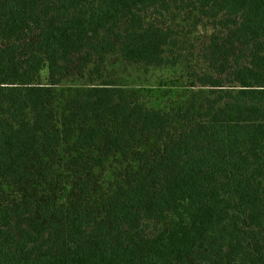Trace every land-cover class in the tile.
<instances>
[{
  "label": "trees",
  "instance_id": "obj_1",
  "mask_svg": "<svg viewBox=\"0 0 264 264\" xmlns=\"http://www.w3.org/2000/svg\"><path fill=\"white\" fill-rule=\"evenodd\" d=\"M174 11L211 32L165 110L104 70L177 66ZM0 185V264H264V0H0Z\"/></svg>",
  "mask_w": 264,
  "mask_h": 264
},
{
  "label": "rangeland",
  "instance_id": "obj_2",
  "mask_svg": "<svg viewBox=\"0 0 264 264\" xmlns=\"http://www.w3.org/2000/svg\"><path fill=\"white\" fill-rule=\"evenodd\" d=\"M174 12L165 13L162 16L149 12L147 17L160 25L171 26L176 30L178 43L174 49V54H179L180 59L177 66L130 65L113 56L109 59L104 70L107 77L116 79L119 84H124L136 98L148 106L162 107L165 110H170L179 98L185 97V94L189 95L192 91L198 90L199 86L192 87L190 84L195 80L194 75L196 73L201 74L206 70L201 52L202 45L211 32L208 24H205L204 20H199L196 15L188 12L181 14ZM83 82L84 79L76 76L62 80L54 88L55 97L52 104L54 106L58 104L69 87L80 85ZM177 126L179 124L174 123L171 125V130ZM61 158L63 160L62 155L61 157L58 156L55 161L58 162ZM115 164L116 161H113L112 166L106 163L103 168L96 170L95 174L92 173L93 184L90 187V201L100 199L109 183L115 178L116 171L113 172ZM56 168L63 169L62 166H52V169L56 170ZM66 175L67 173H65ZM7 193L6 187L0 185V197L6 196Z\"/></svg>",
  "mask_w": 264,
  "mask_h": 264
}]
</instances>
